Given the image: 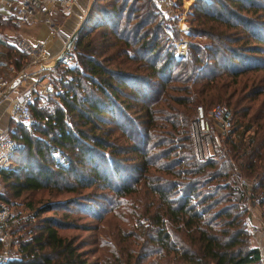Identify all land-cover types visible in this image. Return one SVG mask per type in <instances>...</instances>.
<instances>
[{"label": "trees", "instance_id": "obj_1", "mask_svg": "<svg viewBox=\"0 0 264 264\" xmlns=\"http://www.w3.org/2000/svg\"><path fill=\"white\" fill-rule=\"evenodd\" d=\"M192 8L190 34L204 41H189L177 59L152 2L93 0L72 42L78 65L53 67L64 73L57 101L35 97L39 123L8 127L7 136L22 143L13 155L25 154L20 166L0 168L10 189L0 199L9 205L27 191L75 196L43 203L11 229L16 256L0 264H261L246 199L264 205V0H193ZM6 19L14 21L0 12V24ZM18 42L11 46L16 69L27 54ZM129 97L140 109L131 127L122 105ZM197 102L230 110L227 159L197 157L190 116ZM123 169L134 173L130 182L118 175ZM92 187L107 189V202L142 194L131 239L118 238L116 249L94 259L84 241L61 232L80 226L68 206Z\"/></svg>", "mask_w": 264, "mask_h": 264}, {"label": "rangeland", "instance_id": "obj_2", "mask_svg": "<svg viewBox=\"0 0 264 264\" xmlns=\"http://www.w3.org/2000/svg\"><path fill=\"white\" fill-rule=\"evenodd\" d=\"M188 1L189 0H187V2ZM92 2L93 0H89V3L87 2L88 9L85 11L84 13L85 15H82L83 18H81V20L80 19L77 20L78 24L72 25L71 30H69L67 34H69L71 31L72 32L74 31L72 33L74 35L75 31L80 29L83 22L87 18ZM188 3H185V5L188 6ZM192 5H193V1H192ZM192 7L193 6H191V8L186 7L184 9L183 16L185 17L183 19L182 17H179L178 19L168 20V19L162 18L159 15L157 19L160 20V26L162 24L170 25L174 33L179 35L176 29V24L178 20L180 19L181 22L186 21L187 23H189V26H190L191 20H192V11H193ZM19 26L20 24L14 21H11V19L10 20L6 19V22L4 24H0V37L2 40V42L0 41V72L3 75L9 77L12 80V83L16 81L18 82L19 80L22 79L23 80V84H21V86H23L22 89H24L27 85H29L32 82V77L34 76V79H37V78L49 79L54 84L56 92L60 91L57 88L58 87L57 80L60 78L59 76H62V74H64L62 73L63 70L58 69V68L55 69L53 67L40 69L41 64H46L50 60L48 61V60H43L40 58L38 62L30 64L31 63L30 57L32 56L28 52L20 59V68L19 69L15 68V63L13 61H14V58L19 56V53L14 52L13 49H11V46L13 42L19 41L18 40L19 39L18 37L19 36V32H18ZM94 31H95L94 35H96L99 30L94 29ZM161 32H162V27H161ZM187 38H188V42L195 41V40L204 41L202 37H194L193 35H191L190 31H189V34L187 35ZM167 41L168 43H170L171 52H172L173 41L171 39ZM32 74L34 75L32 76ZM17 84L18 86H20V83H17ZM84 85L85 87H88V88L90 87V84L88 81L84 82ZM137 87L139 89H143V88L146 89V87L145 86L143 87L142 84ZM137 87H135L134 89L136 90ZM20 90L21 89H19V91ZM47 99H56L57 101V97L54 96L53 94H50V95L44 96V98L39 99V103H44V102L48 103ZM137 99L142 100L143 97L137 96ZM127 103H129L128 107H125V103L124 104L122 103V105L124 106L123 112L126 114V116H128L127 118L130 121V122L128 121L125 124L131 127V117H135L137 113L140 112V109H139V104H137V102H135L134 99H131V97H129ZM200 103L201 102H197L196 105H199ZM201 105L203 106V104ZM9 111H10V98H7V102H5L3 105V112L8 113ZM194 115H195L194 108L191 106V110H190L191 118L192 116L194 117ZM107 116L110 117V115H107ZM135 118H136L135 120H137V117ZM8 125L11 127H16L17 126L16 120L10 117L8 119ZM209 125H211L210 128L212 129V135H213L212 138L214 142H216V139H218L217 131L214 127L213 121L210 118H209ZM114 135L115 134H113L111 137H113ZM191 136L194 140L195 137L193 135L192 130H191ZM233 137L234 138L236 137L235 134ZM226 138L219 135V141H220V144L222 145V150L224 152V155H221L217 151V149H213L209 143H200L199 148H198V145H196L194 141L193 142L194 148H195L194 150L196 152L197 157L199 159H205V158L206 159L207 158L227 159V152H226L227 145L225 144ZM24 154H25L24 150H22L21 152L19 151L16 152L12 156L13 157L12 163L10 162L9 166L11 167L20 166L21 163L23 162V160L21 159V155L24 156ZM55 155L57 156L58 154H55ZM98 160L100 161V165L102 166H105V164H107V161H105V159L99 158ZM125 165L128 166L130 164L126 163ZM119 174L121 175V177L126 178L127 181L129 182L131 180V176L134 175V173H132L131 175V171L129 172L127 169H123L122 171H120V173H118V175ZM112 176H111V179L113 180ZM241 180L243 179H239L240 182ZM113 181L115 183H119L120 180L116 179L115 177ZM4 183L5 182L0 180V192L7 193L9 196L10 189ZM106 191L107 189L100 188V187H92V188L82 190V192L80 193V196H77L76 197L77 200L73 202L74 204H70L68 206V209H70V211L73 212V213L72 212L69 213L70 218L73 221H75L77 224H80V226L75 229L69 228V229L61 231L63 233H66L67 235H76L77 237H79L78 239L84 241L85 242L84 248L90 250L89 256L93 259L96 256L101 255L103 251L107 250L108 246L115 248V245L118 243V240H117L118 238L122 240L127 239L128 241L131 239L130 231H131L132 225L134 224V221H133L134 215L132 214L133 212L132 209L134 208V205L135 206L137 204L139 205L140 200H142L141 199L142 194L135 193V194L125 195L124 198H120V196L110 197V195H107L108 197L111 198L110 202H107L106 199H104L103 197V196H106V193H107ZM73 196H75V194H69V193L57 194L53 191L42 189V190H36V191L23 192L20 195V197H16V198L10 197V199L13 201L12 203L13 205H10L12 209V216L9 218L8 224L5 227V230H7L10 233V235L8 236L10 238V241L13 239L16 241L17 235H18L17 233L15 234L11 233V229L13 231V228L15 226H17L19 223H23L25 219H27L30 215L34 213V210L36 209V207L41 206L45 202L59 201V200L66 199L68 197H73ZM248 196H249V193L247 192V197ZM246 200H247V204L250 205L249 200L248 199ZM258 203H257V206L259 205ZM83 207H86V208H83ZM260 209L263 210L264 205L261 206ZM137 211L140 213L142 210L140 208L139 210L137 209ZM61 212H62L61 210H58L56 212L48 211V212L41 214V216H49V215H53V213H57L54 215L60 216ZM263 216H264V211L262 212L260 216H258L259 223L257 225H259L260 228L264 229V217ZM34 220L35 219L32 218L31 221H34ZM143 221H145V219H143ZM14 242L12 241L10 245L6 247L9 250L11 255H14V252L16 253V250H17V245ZM0 249H4V247L0 246Z\"/></svg>", "mask_w": 264, "mask_h": 264}, {"label": "built area", "instance_id": "obj_3", "mask_svg": "<svg viewBox=\"0 0 264 264\" xmlns=\"http://www.w3.org/2000/svg\"><path fill=\"white\" fill-rule=\"evenodd\" d=\"M156 7L159 15L168 20L178 19L183 16L184 9L186 7L193 6L192 1L189 0L188 6L185 5V0H149ZM78 0H0V12L10 15L14 21L18 24H22L27 21L38 19L45 25H47L49 32L62 40V47L58 53H61L58 63L73 67L78 65L76 60L71 54L72 42L68 45L72 33L69 34L62 30L61 16H66L73 12ZM181 9H179V8ZM87 8L82 11L79 19L82 15H85ZM162 31L168 39L173 41L172 54L177 59H183L186 57L188 38L190 26L186 21L179 19L176 24V29L179 35L175 34L170 25L162 24ZM77 31H75L76 34ZM74 40V39H73ZM18 47L29 52L32 57L31 63L38 62L41 59L51 60V56L47 54L45 50V43H29L27 41L19 40ZM23 73V72H22ZM12 80L3 75L0 72V96L4 91L10 87ZM55 87L53 83L47 79H33L32 82L22 89L19 93H16L10 98V117L16 121L21 122L27 129H31L33 126L39 123L37 117H35L31 111V103L35 97H44L46 95L53 94ZM8 98V96H6ZM209 118L213 121L214 127L217 131L216 142L213 140L212 129L209 125ZM192 132L194 135V141L196 145L200 143H209L213 149L224 155L222 145L219 141V135L226 138L231 130L232 121L230 110L222 103H215L210 108L206 109L201 104L195 106V115L192 120ZM8 131V130H7ZM7 131H0V168L7 167L10 163V158L17 150L22 146V143L14 138L7 136ZM243 182V180H241ZM255 203L259 202V198L254 199ZM12 215V209L8 203L0 199V246L4 249H0V263L8 261L15 255H11L6 248L10 245L11 241L8 237L10 233L5 230L8 224V220Z\"/></svg>", "mask_w": 264, "mask_h": 264}, {"label": "crops", "instance_id": "obj_4", "mask_svg": "<svg viewBox=\"0 0 264 264\" xmlns=\"http://www.w3.org/2000/svg\"><path fill=\"white\" fill-rule=\"evenodd\" d=\"M89 0H78L75 8L73 9V12L66 15L61 16L62 17V30L65 33H68L69 30H71L73 24H78V19L81 16L82 11H84L87 6ZM74 27V26H73ZM19 39L18 40H25L29 43H38V42H44L45 43V49L48 55H50L52 58L57 55L59 50L62 47V39L57 36H53L44 23L39 21L38 19L27 21L22 24H20L19 29ZM72 32V31H71ZM51 58V59H52ZM51 61V60H50ZM34 74H32L33 76ZM34 79V76L32 77V80ZM18 80V79H17ZM26 82V81H25ZM17 83H20V86H18ZM15 84V85H13ZM23 80H19L18 82H14L10 86V92L7 95L9 97H13L16 93H19L23 86ZM19 89H21L19 91ZM19 91V92H18ZM7 102V98H4L0 101V131H7L8 130V119L10 118L9 112L5 113L3 112V105ZM264 209H260L259 206H256L254 204L248 205V212H247V223L250 230V245L251 247H256L260 251V263L264 264V229L260 228L258 220V216L262 214ZM264 217V216H263Z\"/></svg>", "mask_w": 264, "mask_h": 264}, {"label": "water", "instance_id": "obj_5", "mask_svg": "<svg viewBox=\"0 0 264 264\" xmlns=\"http://www.w3.org/2000/svg\"><path fill=\"white\" fill-rule=\"evenodd\" d=\"M75 35H76V34H74V35L72 34V36L70 37V40L67 42L68 45L70 44L71 41H73V39L75 38ZM60 55H61V53H58V54H57L55 57H53V58L51 59V61H49L48 63H46V64H41V65H40V69H43V68H52V67H54V66L58 63L59 58H60ZM9 92H10V87H8V88L4 91L3 95L0 96V101H1L2 99L6 98V96L9 94Z\"/></svg>", "mask_w": 264, "mask_h": 264}, {"label": "bare ground", "instance_id": "obj_6", "mask_svg": "<svg viewBox=\"0 0 264 264\" xmlns=\"http://www.w3.org/2000/svg\"><path fill=\"white\" fill-rule=\"evenodd\" d=\"M187 0H185V2H186Z\"/></svg>", "mask_w": 264, "mask_h": 264}]
</instances>
